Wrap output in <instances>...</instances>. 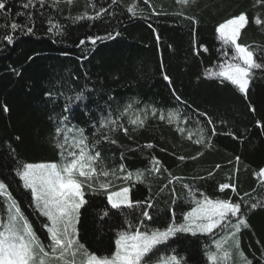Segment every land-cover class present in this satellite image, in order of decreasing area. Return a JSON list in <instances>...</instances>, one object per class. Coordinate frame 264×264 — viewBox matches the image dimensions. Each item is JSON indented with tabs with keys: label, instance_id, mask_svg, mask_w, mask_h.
Wrapping results in <instances>:
<instances>
[{
	"label": "trees",
	"instance_id": "obj_1",
	"mask_svg": "<svg viewBox=\"0 0 264 264\" xmlns=\"http://www.w3.org/2000/svg\"><path fill=\"white\" fill-rule=\"evenodd\" d=\"M26 2L6 0V10H0V180L9 185L41 241L48 243L49 221L30 203L29 191L15 172L21 163L59 162L56 128L67 125L83 128L90 143L101 140L96 148L109 168L123 164L134 175L145 171L144 182L129 186L134 201L153 204V219L145 220L149 228L166 226L173 215L183 222L195 206L183 185L191 186L197 198L199 193L236 202L243 197L242 212L250 227L238 234L240 248L251 264H264V182L257 176L264 168V70L254 71L247 94L229 81L205 75L209 69L219 71L226 59L217 25L241 12L250 22L239 42L252 45L261 57L264 26L252 19H264V5L257 0H189L186 5L177 0H94L92 8L90 0H59L56 6L53 0L43 6L33 0L35 7L25 9ZM132 6L137 15L128 11ZM101 8L107 12L98 19H73L85 12L95 15ZM12 22L33 32L12 33L6 28ZM5 34L13 35L14 43L8 44ZM88 36L104 39L93 45ZM80 40L86 43L80 45ZM134 101L140 103L121 117ZM145 106L147 114L139 111ZM152 107L158 110L155 117ZM134 112L146 115L143 128L133 130L128 124ZM170 112L179 113V121L168 123ZM106 118L128 127V134L102 127ZM199 129L204 130V144L195 143ZM101 132L117 143L102 140ZM149 143L152 148L146 147ZM153 158L161 163L159 173L148 171ZM220 183L235 184L237 192H221ZM115 184L121 186L120 181ZM85 199L76 225L79 240L90 252L111 255L118 232L128 222L135 225L141 209H113L105 192L87 188ZM251 203L259 206L251 209ZM222 233H177L159 246L157 255H177L182 264H210L207 253ZM233 260L231 264H241L235 251Z\"/></svg>",
	"mask_w": 264,
	"mask_h": 264
},
{
	"label": "snow or ice",
	"instance_id": "obj_2",
	"mask_svg": "<svg viewBox=\"0 0 264 264\" xmlns=\"http://www.w3.org/2000/svg\"><path fill=\"white\" fill-rule=\"evenodd\" d=\"M47 0H38L43 6ZM66 3L72 4L73 0H65ZM115 2V0H113ZM179 4L186 5L189 0H177ZM59 0H53V5H58ZM148 3V0H145ZM257 3L264 5V0H257ZM89 6L96 7L94 0H90ZM28 9L35 7L33 0H27L22 5ZM6 0H0V10H6ZM128 11L137 15L135 6L129 7ZM107 12L106 8H101L95 15H83L74 17V20H94L98 19L103 13ZM182 15L183 13H176ZM188 19L195 22L194 17ZM249 16L245 12L233 15L219 23L216 27V33L219 40L225 46L223 54L226 57L221 63L219 71L212 72L206 70L205 75L216 76L223 80L229 81L237 86L239 90L247 94L248 86L257 69L264 70V50L261 51V57H257L256 50L252 45L239 42L243 30L249 24ZM252 22L257 26H264V19L255 16ZM59 32L60 25H56ZM12 33L17 30L26 31L31 34L33 28L27 25H21L15 22L6 25ZM49 31L52 29L49 28ZM118 35V33H117ZM107 38H112L109 33ZM158 38V37H157ZM104 39L100 36H88L87 42L95 45L97 40ZM4 40L8 44L14 43V36L5 34ZM85 40H80L79 44H85ZM229 50L232 51L229 56ZM204 51H208L205 47ZM165 79H168L165 76ZM78 99L80 96L77 97ZM179 99V97H177ZM139 101L129 103L120 113L121 117L127 116L129 111L133 110L134 104ZM67 111V109H65ZM5 111L7 108L5 107ZM147 114L148 106L139 110ZM254 111V109H253ZM158 110L151 108V115L155 117ZM146 115L141 116L133 113L132 118L128 119V124L136 128H143L146 123ZM67 120V117L64 118ZM160 120H165V115H159ZM179 113L168 114V123L179 121ZM102 127L110 126L111 131L122 130L126 135L129 128L120 124L118 120L108 119ZM212 123L209 118L207 121ZM177 131L183 133L184 129L177 127ZM215 132V129L212 130ZM69 133H72L70 136ZM199 139L197 144H204V130L199 129ZM192 138L189 133L188 139ZM101 139L112 144L117 143L115 139L101 132ZM56 147L59 150V162H40V163H21L17 166L15 175L19 177L23 188L29 191L30 203L38 210L39 214L46 217L49 221L45 225L47 228L48 243L45 244L37 236L32 224L29 222L20 203L9 191V185L4 180H0V199L6 202V209L3 216H0V264H182V258L177 255L161 257L157 255L159 246L165 245L168 241L176 236L177 233H203L214 235L216 230L225 233L220 239L215 240V251L207 253L210 264H231L233 251L239 256L241 264H251L245 253L240 248L238 234L241 228L250 227L245 214L242 212L243 197L240 202L231 199L211 198L210 196L194 192L191 186L183 185L188 189V196L195 205L191 211L183 216V222L177 223L173 215L170 223L164 227L149 228L145 220L153 219L149 209L153 204L148 201L133 200L130 196L131 188L129 184L133 181L144 182L145 171L138 170L135 175L126 171L125 166L120 164L118 167L109 168L105 165L101 152L96 145L101 142L100 139L91 142L84 133L83 128L68 127L67 125L56 128ZM152 148L153 144L146 145ZM199 153L198 155H202ZM183 161L186 159L180 156ZM196 159V157H191ZM239 156L236 157L237 163ZM217 168L220 166L217 165ZM161 163L159 160L152 159V168L149 172L159 173ZM212 173H209L211 176ZM257 176L264 182V168L260 169ZM180 180V177H176ZM115 181H120L121 186L117 188ZM171 182V180L169 181ZM166 188L167 185H164ZM85 188L89 191H103L107 196V202L113 209H141L140 219L133 225L128 222L127 229L121 230L115 240V251L111 255L100 256L90 252L79 240L78 229L80 209L87 203L85 199ZM109 189H114L109 191ZM231 189L236 193V185L233 183H220L219 190L223 192ZM163 190V189H161ZM173 192L175 189L172 190ZM239 195V193H237ZM248 195V193H245ZM175 202V201H173ZM258 203H251L250 208L255 209ZM107 215V212L104 213ZM235 218V220L233 219ZM232 242V248L226 247Z\"/></svg>",
	"mask_w": 264,
	"mask_h": 264
},
{
	"label": "rangeland",
	"instance_id": "obj_3",
	"mask_svg": "<svg viewBox=\"0 0 264 264\" xmlns=\"http://www.w3.org/2000/svg\"><path fill=\"white\" fill-rule=\"evenodd\" d=\"M0 216H3V214H4V212H5V209H6V202L3 200V199H0ZM217 231V230H216ZM216 231H215V233H216ZM219 231V230H218ZM185 234H189V233H185ZM199 234H203V233H199ZM225 233H222V235L218 238V239H220L223 235H224ZM205 235H208V234H205ZM215 235V234H214ZM214 235H212V236H214ZM239 237V236H238ZM217 239V240H218ZM226 247H228V248H232V242L231 241H229V243H228V245L226 246ZM216 249H215V243L212 245V248L209 250V251H215ZM233 253H234V251H233ZM231 262H234V260H233V255H232V260H231Z\"/></svg>",
	"mask_w": 264,
	"mask_h": 264
}]
</instances>
